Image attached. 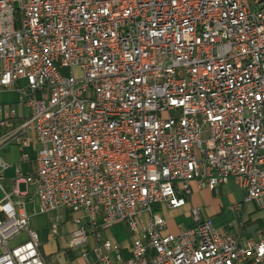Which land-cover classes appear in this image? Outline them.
Masks as SVG:
<instances>
[{
    "label": "built area",
    "instance_id": "1",
    "mask_svg": "<svg viewBox=\"0 0 264 264\" xmlns=\"http://www.w3.org/2000/svg\"><path fill=\"white\" fill-rule=\"evenodd\" d=\"M0 90L31 112L10 137L40 145L10 189L0 158V264H45L35 199L80 214L69 247L94 233L100 264L122 261L99 232L118 224L127 264H264V228L244 247L200 208L175 234L156 211L230 179L264 209V0H0Z\"/></svg>",
    "mask_w": 264,
    "mask_h": 264
},
{
    "label": "crops",
    "instance_id": "2",
    "mask_svg": "<svg viewBox=\"0 0 264 264\" xmlns=\"http://www.w3.org/2000/svg\"><path fill=\"white\" fill-rule=\"evenodd\" d=\"M0 136H12L19 129L24 120L30 116V110L18 106V94L15 91L0 90ZM11 109H16V117H7ZM17 136L10 137L7 143L0 150L1 160L8 165V168L1 174V183L10 189L15 179V169L19 168L24 174H33L36 170V158L40 145L33 141L30 147L21 150V146L16 139ZM26 155V156H25ZM25 190V186H21ZM4 198L3 190L0 188V201ZM234 206H239L234 210ZM200 208L203 220L225 234H232L238 238L241 246H246L248 241L258 240L264 228V209H260L255 202L247 201V192L241 188L234 179H230L216 192L208 189L198 190L193 185L191 196L188 198V205L177 210H170L166 206L156 208L157 213L167 221V231L178 233L192 226L190 210ZM30 227L37 232L41 243L40 251L45 260V264H100L98 257L93 249L101 242L98 241L94 233H90V239L84 246L71 249L69 243L71 234L76 229L73 220L80 214L72 215L65 211V219H59L69 239L60 235L57 238L51 233V224L48 214L39 211L38 200L30 205ZM144 218V217H143ZM181 218L178 222L173 219ZM145 219V218H144ZM87 223L86 220H83ZM124 224H118L110 229L100 230L102 240H111L121 247L122 261L116 264H127L126 260L130 257V249L133 241L126 234ZM126 225V224H125ZM127 226V225H126ZM128 227V226H127ZM129 229V228H128ZM61 237V239H60ZM61 241V244L59 242ZM114 257L115 254L113 253Z\"/></svg>",
    "mask_w": 264,
    "mask_h": 264
},
{
    "label": "rangeland",
    "instance_id": "3",
    "mask_svg": "<svg viewBox=\"0 0 264 264\" xmlns=\"http://www.w3.org/2000/svg\"><path fill=\"white\" fill-rule=\"evenodd\" d=\"M48 216V218L50 219V223H54V222H56V220H58L59 221V219H61L62 221L65 219V211H64V209H61V210H58L57 212H52V213H50V214H48L47 215ZM162 216V215H161ZM164 217V216H163ZM165 218V217H164ZM181 218H175V219H173V221L174 222H178L179 220H180ZM58 223V222H57ZM51 224V225H52ZM59 225L61 224V223H58ZM124 226V228H125V231H126V234L129 236V237H131V232H130V230L128 229V227L124 224L123 225ZM32 229V228H31ZM63 231L65 232L66 231V228H63L62 227V225H60V235H61V237H62V234H63V236L65 235V233H63ZM52 237H54V238H57V236H52ZM61 237H60V239H61ZM65 237L67 238V240L69 239V235L68 234H66L65 235ZM60 239H59V242H60V244H61V241H60Z\"/></svg>",
    "mask_w": 264,
    "mask_h": 264
}]
</instances>
